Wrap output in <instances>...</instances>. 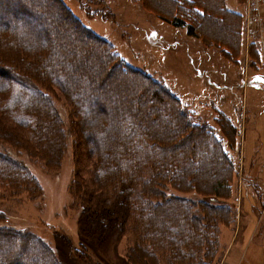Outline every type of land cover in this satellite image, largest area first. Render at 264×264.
Segmentation results:
<instances>
[{
    "label": "trees",
    "instance_id": "obj_1",
    "mask_svg": "<svg viewBox=\"0 0 264 264\" xmlns=\"http://www.w3.org/2000/svg\"><path fill=\"white\" fill-rule=\"evenodd\" d=\"M9 1L3 0L6 8L9 7ZM12 1L26 2L23 9L26 17L16 19L13 24H7V11L3 10L5 21L0 20V60L3 59L2 63L7 61L5 63L10 67L8 70L18 78L17 81L0 79V91L5 85L9 86L10 90L4 101L0 102V114L9 116L17 123L28 122L29 118L40 131L39 136H43L44 139L46 133L51 132L52 140L56 142L47 147L48 159L51 156L59 159L61 150L63 153L65 148L61 118L52 102L50 92H44L39 88V84L47 81L53 84L68 100L72 112L78 115L79 120L71 124L72 129L78 132L80 137L83 135L87 138L89 134L92 150L100 149L104 152L100 153V156L95 155L97 159L100 158V163L98 159L97 165L93 168L90 187H85L83 180L81 181L78 176L75 178L72 185L75 198L93 214L101 207L112 216L115 213L122 216L120 222L123 232L124 234L128 232V236L132 237V246L126 254L128 262L215 264L222 250L219 240L221 228L231 224L236 212L229 203H221L219 200L229 198L234 184L236 185L238 163L232 151L236 147L239 148L238 128L224 112L220 111L214 119L217 129L215 126L198 123L194 115L182 106L165 83L127 64L117 53L114 45L84 25L64 0ZM137 1H141L143 7L154 12L161 21L174 27L186 26L188 33L201 40L206 47H217L229 60L239 62L243 46L241 36L243 18L239 13L229 10L225 0H219L220 13L226 15L229 23L232 22L230 17L237 18L236 23L232 22L236 26L237 49L231 50V53L228 51L229 43L214 41V36H205L204 30H201L204 33L199 32L202 25L200 20L206 17L204 4H199L196 0H175L176 5L170 9H156L147 0ZM43 13L48 17L37 25H32ZM47 25L50 27L52 25L53 32L59 36L54 38L52 46L45 53L39 48L47 47V38L46 36L44 38ZM38 28H41V31ZM53 32L50 28V33L54 34ZM41 34L43 41L39 44ZM210 38L213 40L209 41ZM67 40L73 42L70 44L66 42ZM253 47L254 44H251L249 49L252 53L251 63L255 66L261 59L257 51L254 53ZM11 50L15 51V54L9 57L7 55H10ZM20 53H32L33 57L27 60L22 58ZM228 54L231 56H227ZM120 70L128 73L130 80L134 81L135 76L144 80V92L146 96L152 98L155 106L152 104L146 106L150 102L146 99L143 102L138 101L137 108L131 105L130 96L142 98L143 94L141 92L138 94L131 87L128 93L126 92L129 97L121 100L117 95L113 100L111 112L103 106L97 110L92 108L93 99H98V95L104 92L99 74L101 72L113 74ZM20 73L24 80L19 77ZM48 82L45 84H50ZM124 84L125 80H114L111 91L119 89L125 91ZM27 108L33 114L28 112ZM116 108L119 116L116 114V119L114 118L111 123L105 122L102 134L99 137L96 134L97 137L94 138L93 129L100 117L104 114L106 116L108 112L109 116H113ZM158 108L161 109L162 116L158 119L157 116L151 117L150 115ZM47 113L51 116L45 119ZM40 116L45 120L37 125ZM5 130L0 126V134L6 133ZM189 137L193 138L191 144L184 146L183 150H173L174 142H185ZM115 141L120 144L115 145ZM111 142H114V145L109 149L108 143ZM77 143L80 144L79 141ZM224 162L226 167L222 166ZM0 167L11 174L10 180L22 179L30 192L37 193L40 190L38 182L22 163L0 154ZM212 167L216 168H213L212 193H209L197 186L198 176L202 175L203 169ZM229 170L230 177L227 174ZM11 184L10 189L18 191L15 183ZM192 186L195 192L208 198L183 197L181 193ZM173 190L180 194H174ZM161 194L165 195V200L159 198ZM196 205L202 207L203 217L195 210ZM178 212L180 213L178 225L171 227V217ZM204 217L207 223L202 224ZM18 236L24 241L23 246H18L21 250L29 249V245L27 248L26 244L30 242L40 241L44 244L40 238L32 240L26 235ZM45 247L43 250L47 251ZM4 258L8 256L1 255L0 264ZM52 261L50 264H62L55 259Z\"/></svg>",
    "mask_w": 264,
    "mask_h": 264
},
{
    "label": "rangeland",
    "instance_id": "obj_2",
    "mask_svg": "<svg viewBox=\"0 0 264 264\" xmlns=\"http://www.w3.org/2000/svg\"><path fill=\"white\" fill-rule=\"evenodd\" d=\"M1 1L0 20L5 21L3 15L5 11L3 10L7 11V24H13L16 19L26 17L23 13L26 2L14 3L10 0L9 7L6 8L3 0ZM64 1L84 25L109 40L127 64L143 70L152 75L153 78L165 83L180 100L182 106L194 115L198 123L215 126L217 129L214 119H216L218 111L222 112L219 109L221 103H224L228 110L235 111L239 115V125L242 127V132L237 133L239 148L236 147L232 151L238 163V177L229 198L219 200L221 203H229L236 212L232 217L231 224L221 228L219 240L222 244V250H220V257L215 264H234L232 263L233 260L236 262L235 264H264V199H260L262 202L260 213L254 208L252 209L253 200L250 195H246L249 184L244 175V163L240 158L242 150L240 148L242 147L248 112L246 105L247 87L254 82L253 77L256 74V69L248 65L252 62V57L247 56L244 52L240 57V64L243 63V66H239L238 63L225 57L217 47H206L201 40L190 35L186 26L174 27L161 21L154 12L145 9L141 1ZM147 1L156 9H170L176 5L175 0ZM196 1L206 6V17L200 20L202 25L199 32L204 33L201 31L204 30L206 33L204 35L214 36V41L221 40L229 43L228 51L230 53L231 50L236 51V26L232 22L229 23L226 15L220 13L219 0ZM31 13L34 14V12ZM38 17L39 19L33 21L32 25H37L48 15L43 13ZM54 24L53 22L52 25ZM224 24L227 26L225 27ZM52 25L51 27L47 25V33L43 34L44 38L45 36L47 38V47L39 48L45 53L49 51L54 38L59 36L53 32ZM50 28L54 34L50 33ZM40 29L38 28L39 31H41ZM40 36L39 44H42L43 36L42 34ZM213 39L210 38L209 41ZM66 42L71 44L73 41L67 40ZM20 51L18 50V52ZM9 54L7 56L11 57L15 51L11 50ZM20 56L29 60L32 59L33 54L20 53ZM227 56H231V54ZM2 60H0V79L17 81L18 78L14 77L12 72L8 70L10 67L5 63L7 61L2 63ZM261 71L264 73V66H262ZM20 74L19 77L24 80L22 73ZM135 77L136 79L133 78L134 81L130 80V75L122 72V70L115 71L113 74L101 72L99 81L104 92L98 95V99H93L92 108L97 110L103 106L111 112L113 100L117 98V95L121 100L129 97L127 91L131 87L138 94L139 92L143 93L142 98L130 96L131 105L137 108L136 103L146 99L147 102L150 101L146 106L151 104L155 106L152 98L146 96L144 92V80L140 79L139 76ZM114 80H125V91L122 89L111 91ZM45 83L39 84V88L44 92H50L52 102L60 115L64 132L65 151L63 150L62 153L61 150L59 159H55L53 156L48 159L47 147L52 142H56L52 140L53 134H50L51 132L46 133L45 139L41 135L40 138V131L29 118H27L28 122L17 123L11 120L9 116L0 114V126L4 127L8 133L0 134L1 156L7 155L26 166L40 186L37 193L30 192L22 179L10 180L11 174L0 167V257L1 255L3 257L8 256V258H4L5 260H1L3 261L2 264L5 262L6 264H50L52 259L62 264H130L126 254L132 246V237L128 236V232L125 234L123 232L120 222L122 216L119 213L112 216L101 207L96 214H93L75 198L72 188L77 176L81 181L83 180L85 187H90L89 181L93 168L97 165L98 159L100 163V158L97 159L95 155L100 156L103 151L100 149L93 151L89 134L87 138L83 135L80 137L79 133L72 129L71 124L79 120L78 115L72 112V107L59 89H55L50 82L48 85ZM221 84L227 87H222ZM75 86H73V90ZM263 89L264 84L259 92L258 90L250 91V94L254 95L256 99L255 107H264ZM9 92V86L5 85V88L0 91V102L4 101ZM249 108L248 105V110ZM27 110L33 114L29 108ZM109 112L106 116L105 114L102 115L100 120L98 119L99 121L93 129L94 138L102 134V127L105 122L111 123L114 118L116 119V114L117 116L120 114L118 108L114 111L116 113L113 116H109ZM49 113L51 114V112ZM49 113L45 115V119L51 116ZM161 114V109L158 108L150 116L155 118L157 116L158 119L162 116ZM45 119L40 116L37 125ZM192 139L189 137L185 142H174L173 150H183L184 146L191 144ZM115 143V145L120 144L116 141ZM108 144L109 149H112L114 142ZM200 160L203 161V158ZM102 161L101 157V163ZM211 164L213 165V163ZM222 166L226 167L225 162ZM213 168L216 167L203 169L202 175L198 176L199 183L197 186L203 191L209 188V193L212 191V180L214 179ZM257 170L260 169L254 168V171L257 172ZM227 174L229 176L230 170ZM242 179L244 181L243 193L241 194L239 186ZM11 183H15L18 191H13V188L10 189ZM101 185L103 186L104 183ZM81 192L83 191L81 190ZM174 192L176 195L180 194ZM181 195L187 198L199 196L208 198L195 192L193 186L182 192ZM164 197L165 195L161 194L159 198L165 200ZM244 200L246 212L242 213ZM173 205L175 206V204ZM195 210L202 215L201 206L196 205ZM245 215L246 217H244ZM173 218L175 219L173 220ZM179 219L180 213H175L171 217V227L178 225ZM203 219L204 221L200 220L201 223H207L205 217ZM17 234L29 236L32 240L40 238L44 244L40 241L38 243L36 241L30 242L26 244V246L29 245V249L21 250L18 246H23L24 241L23 238L19 239ZM145 243L147 244L146 241ZM44 247L47 248L48 252L43 250Z\"/></svg>",
    "mask_w": 264,
    "mask_h": 264
},
{
    "label": "crops",
    "instance_id": "obj_3",
    "mask_svg": "<svg viewBox=\"0 0 264 264\" xmlns=\"http://www.w3.org/2000/svg\"><path fill=\"white\" fill-rule=\"evenodd\" d=\"M225 1L229 10L239 13L243 18L241 31L243 46L240 55H243L245 52V54L250 57L252 53L249 47L251 44H254L252 50L254 53L257 51L261 59L260 63L255 66L252 65L251 62L248 63V65L253 66L256 69V74L253 77L254 82L247 87L246 105L249 113L247 112L246 114L244 138L242 141V147L240 148L242 149L240 158L244 163V175L246 176L245 178L248 179L249 184L247 186L246 195H250V198L253 200L251 206L252 209L254 208V210L260 213V204H262L260 199H264V107H255L256 99L254 95L250 94V91L258 90L259 92L264 84V73L261 71L262 66H264V0ZM240 63L241 59L238 64L242 67L243 63ZM221 86L227 87L224 84H221ZM262 100L264 99L262 98ZM248 105L250 107L249 110ZM220 106L219 109L229 117L237 128L240 129L239 115L235 111L228 110L224 103H221ZM254 168H259L260 170H257L256 172L254 171ZM244 203L243 206L241 205L242 213L246 212L245 200ZM244 217H246V215ZM233 261L232 263L235 264L236 262Z\"/></svg>",
    "mask_w": 264,
    "mask_h": 264
},
{
    "label": "bare ground",
    "instance_id": "obj_4",
    "mask_svg": "<svg viewBox=\"0 0 264 264\" xmlns=\"http://www.w3.org/2000/svg\"><path fill=\"white\" fill-rule=\"evenodd\" d=\"M230 19L232 20V22H237V18L236 17H230ZM224 26H227L226 24H224ZM209 188H206L205 191H208Z\"/></svg>",
    "mask_w": 264,
    "mask_h": 264
},
{
    "label": "built area",
    "instance_id": "obj_5",
    "mask_svg": "<svg viewBox=\"0 0 264 264\" xmlns=\"http://www.w3.org/2000/svg\"><path fill=\"white\" fill-rule=\"evenodd\" d=\"M243 179L240 181V192H241V194L243 193Z\"/></svg>",
    "mask_w": 264,
    "mask_h": 264
}]
</instances>
